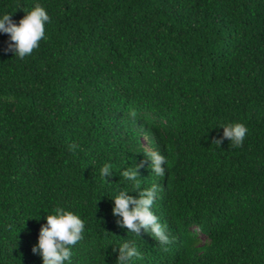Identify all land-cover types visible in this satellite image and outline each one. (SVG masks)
Masks as SVG:
<instances>
[{
    "label": "trees",
    "instance_id": "16d2710c",
    "mask_svg": "<svg viewBox=\"0 0 264 264\" xmlns=\"http://www.w3.org/2000/svg\"><path fill=\"white\" fill-rule=\"evenodd\" d=\"M36 5L50 20L31 55L0 32V264H43L57 207L85 224L64 264H117L124 242L129 264H264V0H0V18ZM235 123L241 147L220 127ZM136 165L167 250L113 214L139 199Z\"/></svg>",
    "mask_w": 264,
    "mask_h": 264
},
{
    "label": "clouds",
    "instance_id": "9594fccd",
    "mask_svg": "<svg viewBox=\"0 0 264 264\" xmlns=\"http://www.w3.org/2000/svg\"><path fill=\"white\" fill-rule=\"evenodd\" d=\"M50 20L46 11L39 5H36L30 12H26L17 25L11 18V15L5 14L0 18V32L10 36L15 46L16 56L23 59L31 55L33 50L39 47V42L45 36L44 25ZM12 48V45H9ZM129 115L134 118L135 111ZM224 138L231 141L233 147H241L248 129L241 123L224 124ZM144 143V142H143ZM222 140H214L213 144L220 146ZM71 148H73L71 146ZM144 154L151 160V170L157 176H164L162 164L166 163L165 157L158 152L145 148ZM143 165H136L123 172V177L132 183L133 188L138 191L139 199H133L127 195V192H121L114 198L115 208L113 214L122 217V223L118 221L120 227H126L133 234L139 236L141 229L145 233H151L155 240L159 242L162 250H167L166 245L171 241L166 234L165 227L159 222L158 217L153 213L152 206L157 197L159 188L153 184L150 189L140 190V181L138 179L139 168ZM111 165L105 163L100 169L103 176L109 175ZM130 205L134 207L129 208ZM47 224L41 228L38 248L43 258V264H64L70 261L72 256L71 246L83 239L85 224L81 218L71 211L62 207L53 210V214L46 217ZM37 251L36 248L32 249ZM141 258L134 243L129 247V242H124L119 248V259L117 264H129L133 259Z\"/></svg>",
    "mask_w": 264,
    "mask_h": 264
},
{
    "label": "rangeland",
    "instance_id": "374dc122",
    "mask_svg": "<svg viewBox=\"0 0 264 264\" xmlns=\"http://www.w3.org/2000/svg\"><path fill=\"white\" fill-rule=\"evenodd\" d=\"M143 142H144V145H145L146 147H148V146H147V143H146V140H143Z\"/></svg>",
    "mask_w": 264,
    "mask_h": 264
}]
</instances>
